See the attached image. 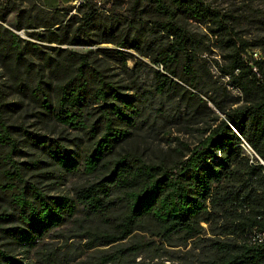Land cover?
<instances>
[{
  "label": "trees",
  "instance_id": "16d2710c",
  "mask_svg": "<svg viewBox=\"0 0 264 264\" xmlns=\"http://www.w3.org/2000/svg\"><path fill=\"white\" fill-rule=\"evenodd\" d=\"M16 1L0 0L1 22L15 10L30 28H46V32L30 33L40 41L91 44L82 38L94 24L89 0L85 24L76 28L74 20L64 23L55 17L38 19L37 23V17L26 14ZM131 1L135 11L145 4L157 14L150 25L155 34L152 40H129L110 26L99 27L103 42L120 39V46L152 57L158 66L153 72L159 94L171 96L182 88V81L194 89L191 94L201 104L208 107L213 103L225 117L215 113L201 140L185 145L181 157L172 164L133 159L117 151L125 132L115 128L114 119L133 123L141 114L134 101L92 66L88 54L78 60L76 52L63 55L61 47L53 55L46 53L37 42L0 23V62L7 65L19 91L26 92L64 126L91 133V144L82 159L59 140L44 135H36L34 144L67 173L82 170L98 176L96 181L76 188L75 198L49 196L37 185L39 182L25 179L19 172L24 169L13 160L20 144L4 117L6 104L0 90V146L7 150L8 162L4 163L11 165L4 173L7 179L16 180L4 191L11 196L12 209L4 220L12 225L0 227L4 239L0 242V264H30L19 259L15 251L22 248L31 252L51 231L73 219L80 208L85 216L118 221L119 234L107 235L106 244L124 240L138 230L168 241L175 236L194 238L205 231L203 223H207L216 236L210 243L213 256L208 264H264V59L250 55L253 44L235 30L234 14L204 0ZM190 20L206 26L216 38L224 59L223 64L216 63L242 94L230 100L237 106L228 108L205 88L204 72L209 69L200 60L202 40L189 27ZM255 45L264 47V39ZM32 55L43 61L41 68L35 69L32 61L28 62ZM211 90L226 96L225 87ZM99 132H103L102 139H98ZM245 146L256 153L255 162H250ZM40 162L34 160L29 163L31 168L25 169L37 168ZM12 168L17 176L12 175ZM259 233H263L261 238ZM122 252L109 258L117 262Z\"/></svg>",
  "mask_w": 264,
  "mask_h": 264
},
{
  "label": "rangeland",
  "instance_id": "374dc122",
  "mask_svg": "<svg viewBox=\"0 0 264 264\" xmlns=\"http://www.w3.org/2000/svg\"><path fill=\"white\" fill-rule=\"evenodd\" d=\"M87 0H17L16 3L26 14L38 19L55 17L64 23L75 21L74 28L85 24L84 12L89 8ZM94 8V24L87 29L88 34L82 35L91 44H59L58 42L40 41L30 33L46 32L45 27L30 28L27 21L21 22L15 10L10 12L4 26L19 33L22 38L37 42L46 53H55L58 47L63 49V55L69 51L80 55H89L93 67L103 71L108 80L113 81L119 92L128 95L138 106L141 114L134 118L133 123H124L114 119L115 128L125 132L117 145V151L129 155L133 159H141L146 163L172 164L181 157L185 145H193L203 137V131L215 113H220L213 103L201 104L198 98L192 96L194 91L188 84L180 81L178 88L171 96L159 94L155 89L154 68L158 66L152 57L142 55L136 48L120 46L115 42H103L104 37L99 27H113L120 37L150 41L155 35L150 29L157 14L150 7L141 6L138 11L133 8L131 0H89ZM213 7L235 15V30L243 39L253 44L256 58L264 59V47L256 46L264 39V0H204ZM22 29H17L20 24ZM189 27L202 40L199 57L206 62L209 72H204L205 88L210 96L221 99L228 108L232 97L241 96V91L227 76H224L220 66L223 64V52L217 46L216 38L208 28L190 20ZM58 29V28H55ZM164 42L167 40L162 38ZM209 49V50H208ZM37 55H32L35 69L41 68L43 61ZM26 66V65H24ZM161 68V67H160ZM23 68L20 75L24 76ZM225 87L226 96H220L211 87ZM0 90L4 117L11 125L12 136L19 140V150L13 155L16 165L24 170V178L37 183L49 196L76 197L75 189L94 182L98 176L78 173H67L61 169L45 151L35 145L36 135H44L48 139L59 140L65 149L79 159H82L87 147L91 144L90 130L82 131L55 120L39 104L35 103L26 92L19 91L14 79L10 76L7 65L0 62ZM197 91V90H196ZM205 99L208 96L203 95ZM122 107L124 104L119 103ZM242 104L239 103L238 106ZM113 117V116H112ZM98 115L94 117L97 119ZM23 128V129H21ZM103 138L99 132L98 139ZM5 150V151H4ZM246 150H253L245 146ZM7 150L0 146V227L12 224L4 220L6 213H11V196L4 192L6 185L14 184L16 180L7 179L4 169L11 166L6 158ZM246 155L250 162H255L256 154ZM41 161L39 167L27 170L29 163ZM21 165V166H20ZM31 168V167H30ZM12 175L15 169L12 168ZM11 175V176H12ZM40 175V176H37ZM117 220L108 222L102 217L85 216L78 209L76 216L56 228L44 237L31 252L18 248L15 253L18 258L30 264H208L213 256L210 243L216 237L213 229L203 223L205 231L194 238L184 239L175 236L172 240H164L150 232L138 230L126 239L106 244L107 235L118 233ZM0 242L4 239L1 238ZM120 254L119 260L111 261L110 256Z\"/></svg>",
  "mask_w": 264,
  "mask_h": 264
},
{
  "label": "built area",
  "instance_id": "2783aa9c",
  "mask_svg": "<svg viewBox=\"0 0 264 264\" xmlns=\"http://www.w3.org/2000/svg\"><path fill=\"white\" fill-rule=\"evenodd\" d=\"M250 55L253 57V58H255V59H257L256 58V50L255 49H253V50H251L250 51ZM247 152H249L250 154H253L252 152H254V150H246ZM255 153V152H254ZM256 154V153H255ZM263 236V233H259L258 234V237L259 238H261Z\"/></svg>",
  "mask_w": 264,
  "mask_h": 264
},
{
  "label": "bare ground",
  "instance_id": "6f19581e",
  "mask_svg": "<svg viewBox=\"0 0 264 264\" xmlns=\"http://www.w3.org/2000/svg\"><path fill=\"white\" fill-rule=\"evenodd\" d=\"M245 148V147H244ZM249 153V152H248ZM250 154V153H249ZM252 155V154H251Z\"/></svg>",
  "mask_w": 264,
  "mask_h": 264
}]
</instances>
